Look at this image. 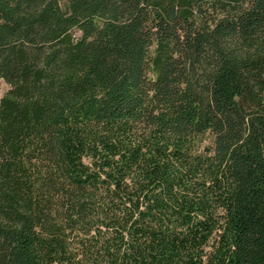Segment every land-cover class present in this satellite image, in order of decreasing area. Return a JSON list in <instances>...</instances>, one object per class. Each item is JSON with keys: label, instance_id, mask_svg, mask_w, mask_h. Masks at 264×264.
I'll list each match as a JSON object with an SVG mask.
<instances>
[{"label": "trees", "instance_id": "1", "mask_svg": "<svg viewBox=\"0 0 264 264\" xmlns=\"http://www.w3.org/2000/svg\"><path fill=\"white\" fill-rule=\"evenodd\" d=\"M0 264H264V0H0Z\"/></svg>", "mask_w": 264, "mask_h": 264}, {"label": "rangeland", "instance_id": "2", "mask_svg": "<svg viewBox=\"0 0 264 264\" xmlns=\"http://www.w3.org/2000/svg\"><path fill=\"white\" fill-rule=\"evenodd\" d=\"M8 89V84L4 80L0 79V100L2 96L8 91Z\"/></svg>", "mask_w": 264, "mask_h": 264}]
</instances>
